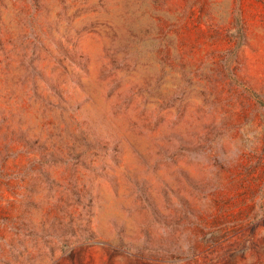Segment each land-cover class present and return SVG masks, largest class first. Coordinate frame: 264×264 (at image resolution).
I'll return each mask as SVG.
<instances>
[{"label": "rangeland", "instance_id": "374dc122", "mask_svg": "<svg viewBox=\"0 0 264 264\" xmlns=\"http://www.w3.org/2000/svg\"><path fill=\"white\" fill-rule=\"evenodd\" d=\"M0 264H264V0H0Z\"/></svg>", "mask_w": 264, "mask_h": 264}]
</instances>
